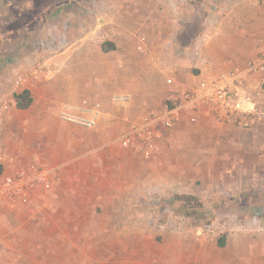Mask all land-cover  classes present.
<instances>
[{
	"label": "crops",
	"instance_id": "1",
	"mask_svg": "<svg viewBox=\"0 0 264 264\" xmlns=\"http://www.w3.org/2000/svg\"><path fill=\"white\" fill-rule=\"evenodd\" d=\"M68 3L58 1L56 11L48 10L55 13L43 19V25L56 23L61 12L68 19L57 21L60 31L47 34L52 42L47 36L40 39L37 53L30 30L24 28L27 34L22 30L18 39L31 38L30 43L13 58L17 51L1 46L6 39L0 31V175L29 164L53 172L49 191L38 190L26 204L12 209L0 208V264H34L36 248L88 246L91 240L84 243L81 233L95 231L92 218L98 217V207L111 219V230L122 235L109 242L112 257L114 248L136 244L137 264H264V231H258L264 230V198L243 192L263 190L257 185L264 183V128L252 131L218 123L209 107L189 105L163 130L150 157L120 145L130 124L145 112L170 104V98L206 76L244 69L258 55L264 47V0L108 1L104 13L95 12L97 17L103 13L101 25L93 23L95 29L92 25L87 32L77 28L70 37L59 32L78 23L82 7ZM101 41L112 49L102 51ZM61 43L69 46L56 52ZM33 53L46 75L32 87L16 90L19 66L28 68ZM8 55L13 57L5 60ZM249 82L264 87V73L250 76ZM23 91L32 102L19 110L14 96ZM114 94H127L130 100L113 104ZM65 102L99 103L97 126L87 130L60 121L58 112ZM179 137L186 139L181 150ZM161 147L170 148L176 163L185 159L201 183L234 185L232 195L241 210L237 214L246 216L241 229L212 241L191 226L172 222L169 230L151 234L149 223L132 221L134 197L129 189L146 181L144 166L153 162L160 167Z\"/></svg>",
	"mask_w": 264,
	"mask_h": 264
},
{
	"label": "rangeland",
	"instance_id": "2",
	"mask_svg": "<svg viewBox=\"0 0 264 264\" xmlns=\"http://www.w3.org/2000/svg\"><path fill=\"white\" fill-rule=\"evenodd\" d=\"M58 1L61 0H0V31L5 34L4 38L6 39V43H1L2 45H0L3 47H8L12 51H14V49H16L17 51V53L14 54V57L13 55H8L7 57H5V60H9L12 57L18 58L17 54L20 51L19 49L23 48L25 43H27V46L30 43L31 38H29L27 41L18 39L22 36L21 33L24 32L25 35L27 34L26 30L24 31V28L30 30L29 33H31L33 37V43L35 44L33 48V50H35V53H37L36 50L39 47V41L41 38L44 39L47 36V39L52 42V40L50 39L51 37L47 34L50 33L54 35L53 31H60L57 21H60L64 18L68 19V15L65 13L62 14L61 12V15H59V18L61 19H56V23L51 22L43 25V19L47 17L49 18L54 15V11L50 13L49 11L51 9L55 10V8L53 9V7L57 5ZM66 1L69 2V6L71 4H76L82 7L80 9L82 10V15L78 23L74 24L73 22H71L70 24L66 25L68 31H63L62 29V31L59 32L66 34L69 33L68 36L70 37L74 34L75 31H77V28H80L81 31L87 32L90 30L92 25L94 28L93 23H95L96 26L101 25V22H103L104 20V18H101V16L105 12L103 11V9L106 5V2L112 1L114 5H119V3L123 0ZM47 4L50 5V8L46 6ZM100 10H102L103 13H101V15L98 14L97 17L95 15V12ZM53 26L56 29H52L54 28ZM16 35L18 36L17 39L12 41L11 38L16 37ZM103 43L104 41H101V44ZM68 46L69 43L66 44V47L63 50H65ZM55 51L58 52L61 50ZM31 57V65H29L28 68L25 66H19L20 72L18 76L27 75L32 68L37 67L38 64L42 65V61L37 60L35 54ZM204 123V126H208L206 124V121ZM185 125L183 127L195 126ZM263 128L264 122H262V124H260L258 127L251 130L253 131ZM261 137L263 138V136ZM165 142L164 144H166ZM177 142L181 147L180 150L186 145V139L183 137H179V140ZM260 142L262 141L259 138V143ZM185 150L186 149H183V151ZM184 154H186V152L182 153V155ZM157 161L160 164V167L157 168L155 166H152L153 162H150L148 164L149 166H144L146 181L141 185L134 184V186L129 189V192L134 197L133 202L130 203L131 208L135 210V213H133L132 221L137 222V220H140L141 222V219H143L144 221L149 223L152 226V229L150 230L151 234H158L161 231H166V229L169 230L168 226L172 222L176 223L177 225H184L185 227H195L199 232L204 226L212 222H236L240 225L241 218L246 217L237 214L238 212H240L241 214V210H239L238 205L236 204L232 195L235 191L233 184L220 185L201 183L199 176L193 170V168L191 169L192 166H190L189 168V164H186L185 159H179V161L176 163L175 159H173V154L168 147H161L159 149ZM175 163L177 164L176 167H174ZM218 165L219 163H215L214 172L217 171ZM261 172L264 175L263 169H261ZM174 174H176L175 178H173ZM154 175L157 176L156 179L152 178L154 177ZM188 181H193V184H189ZM175 182H177L176 186H174ZM257 186L259 188H263V190L260 189L256 191L251 188L248 190H243V192L245 194L251 193L252 195H250L253 197V199H255V197L258 195L261 198H264V183L258 184ZM108 187L109 186H107L106 188ZM39 190L41 189L39 188ZM250 190H252L253 193ZM185 191H188L190 193L185 195ZM176 195H191L190 197H193L196 200L176 201L174 200V197ZM227 195L229 196L227 197ZM224 196H226L228 199H224ZM137 197H139V199L136 201ZM236 207L238 210H235ZM3 208L7 209V207ZM138 209L141 210L140 213H138ZM227 212H230V214H227L225 216L221 215L222 213ZM97 213L98 217L92 218V224L95 223L96 225L94 227L92 226V228H95V231H82L81 233L84 243L91 240V243L88 244V246H83L80 249L68 247L56 248L52 246L46 248H36L34 249L33 253V260L35 262L34 264H137L136 244H129V247H116L114 248V250H117V253L114 255V257L111 256V248L109 247V242L114 236L121 237L122 235L120 232H114L111 230V219L106 214L101 215L102 209H100L99 207L97 209ZM85 219H88L89 221L91 220L90 216L85 217ZM119 221L122 222L121 216L118 217V222ZM263 231L264 230L262 228V231H259V233L262 234ZM125 234L127 235V233ZM95 243H97L96 246L94 245L90 247ZM25 253L26 252H24V254Z\"/></svg>",
	"mask_w": 264,
	"mask_h": 264
},
{
	"label": "built area",
	"instance_id": "3",
	"mask_svg": "<svg viewBox=\"0 0 264 264\" xmlns=\"http://www.w3.org/2000/svg\"><path fill=\"white\" fill-rule=\"evenodd\" d=\"M65 47L66 44L61 43L55 49L63 50ZM263 73L264 47L246 63L244 69L232 68L206 76L188 86L179 96L170 98V104H164L159 110L145 112L137 122L130 124L128 132L120 140L121 147L133 148L143 157H150L162 139L163 130L172 127L180 110L189 105L209 107L218 123L234 125L244 130L258 127L264 122V89L260 85L255 87L247 83L250 84V76ZM45 75L43 66L38 64L27 75L16 77L14 87L16 90L28 89ZM129 100L130 96L127 94H114L110 98L116 105L125 104ZM100 115V104L87 102H65L58 112L60 121L87 130L97 126ZM52 181L53 172L35 164L20 167L10 175H0V208L12 209L19 204H26L39 188L49 191ZM238 229H241V225L236 222H212L199 231V236L214 241Z\"/></svg>",
	"mask_w": 264,
	"mask_h": 264
},
{
	"label": "trees",
	"instance_id": "4",
	"mask_svg": "<svg viewBox=\"0 0 264 264\" xmlns=\"http://www.w3.org/2000/svg\"><path fill=\"white\" fill-rule=\"evenodd\" d=\"M101 49H102V51L106 52L109 49L111 50L112 49V46L109 47L108 44H107V42H106V43H103L101 45ZM14 100H15V106L19 110H25V109H27L31 105V102H32L29 93L26 92V91H23L22 93H20L18 95H15L14 96ZM174 198H175L174 200H176V201L196 200L193 197L184 196V195H176Z\"/></svg>",
	"mask_w": 264,
	"mask_h": 264
}]
</instances>
